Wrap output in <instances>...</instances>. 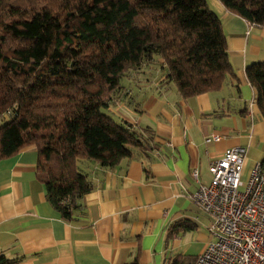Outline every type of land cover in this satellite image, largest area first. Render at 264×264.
<instances>
[{
    "label": "trees",
    "instance_id": "trees-1",
    "mask_svg": "<svg viewBox=\"0 0 264 264\" xmlns=\"http://www.w3.org/2000/svg\"><path fill=\"white\" fill-rule=\"evenodd\" d=\"M219 2L264 27V0ZM145 66L162 67L185 99L235 75L206 0H0V159L34 145L36 174L64 219L92 188L79 162L113 167L134 149L156 147L103 111ZM245 75L264 119V61L248 64ZM15 261L0 255V264Z\"/></svg>",
    "mask_w": 264,
    "mask_h": 264
},
{
    "label": "crops",
    "instance_id": "crops-1",
    "mask_svg": "<svg viewBox=\"0 0 264 264\" xmlns=\"http://www.w3.org/2000/svg\"><path fill=\"white\" fill-rule=\"evenodd\" d=\"M209 2L221 21L234 77L219 90L185 99L162 67L132 72L124 81L127 95L109 110L156 147L134 149L113 167L79 162L92 188L70 220L47 198L34 145L0 159V255L15 264H198L196 256L213 239L211 218L189 195L210 181V161L227 148L246 146V180L264 160V119L245 75L248 64L264 61V27L230 13L219 0Z\"/></svg>",
    "mask_w": 264,
    "mask_h": 264
},
{
    "label": "built area",
    "instance_id": "built-area-1",
    "mask_svg": "<svg viewBox=\"0 0 264 264\" xmlns=\"http://www.w3.org/2000/svg\"><path fill=\"white\" fill-rule=\"evenodd\" d=\"M246 150L241 145L225 149L209 163L210 181L189 195L211 218L213 239L196 256L198 264H264V160L243 180Z\"/></svg>",
    "mask_w": 264,
    "mask_h": 264
},
{
    "label": "rangeland",
    "instance_id": "rangeland-1",
    "mask_svg": "<svg viewBox=\"0 0 264 264\" xmlns=\"http://www.w3.org/2000/svg\"><path fill=\"white\" fill-rule=\"evenodd\" d=\"M206 2H207V4H208V6H209V0H206ZM209 8L211 9V6H209ZM212 10V9H211ZM213 11V10H212ZM124 79H122V81H123ZM135 96L131 93V95L129 96V99H130V101H131V98H134ZM103 111L106 113V114H108V115H110V116H112L115 120H119V117L115 114V113H113L111 110H108V109H103ZM120 112L122 113L123 112V110L121 109L120 110Z\"/></svg>",
    "mask_w": 264,
    "mask_h": 264
}]
</instances>
